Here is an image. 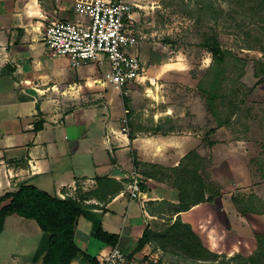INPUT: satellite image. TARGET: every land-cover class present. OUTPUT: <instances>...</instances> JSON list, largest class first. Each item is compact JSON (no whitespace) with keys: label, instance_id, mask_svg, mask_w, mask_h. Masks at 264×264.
<instances>
[{"label":"rangeland","instance_id":"rangeland-1","mask_svg":"<svg viewBox=\"0 0 264 264\" xmlns=\"http://www.w3.org/2000/svg\"><path fill=\"white\" fill-rule=\"evenodd\" d=\"M130 2L137 11L135 52L142 59L144 77L122 89L109 83L115 93L108 113L119 116L129 110L133 133L165 136L168 132L186 138L187 153L180 164L197 170L205 196L213 194L214 201L201 202L206 207L187 215L192 221L181 219L219 257L195 260L174 243L163 249L160 240L145 245L137 255H125L131 264H244V258L258 251L260 238L264 244V23L249 18L256 2ZM214 44L225 50L217 60L210 52ZM92 64L105 81L109 62ZM92 128L101 131L97 119ZM164 164L143 166L176 192L175 202L164 200L153 206L159 218L151 229L157 234L177 218L172 204L181 202L177 184L185 174ZM230 178L231 186L226 180ZM189 202L187 198L185 203ZM210 229H214L211 237ZM31 233L25 239L23 232L8 228L0 238L1 258L8 259L12 251L21 264L33 263L42 236Z\"/></svg>","mask_w":264,"mask_h":264},{"label":"crops","instance_id":"crops-1","mask_svg":"<svg viewBox=\"0 0 264 264\" xmlns=\"http://www.w3.org/2000/svg\"><path fill=\"white\" fill-rule=\"evenodd\" d=\"M74 2L0 0V196L28 183L61 198L84 197L76 244L98 258L110 251L93 235L101 223L120 235L118 246L125 254L133 253L147 225L153 227L159 218L153 206L175 202V189L145 168L164 163L177 167L187 153L186 138L121 133L124 114L108 113L115 88L109 89L93 62L74 68L69 58L50 52L44 41L46 27L52 20L74 18ZM103 109L107 112H98ZM94 119L100 132L92 128ZM135 158L143 165H136ZM134 171L142 177L144 199L129 196ZM226 180L231 186V178ZM205 205L181 217L192 221L187 215ZM8 228L23 232L25 239L31 232L44 236L36 222L16 214L6 218L0 238ZM212 230L207 231L209 237ZM37 250L34 262L26 264H42L46 251ZM7 256H0V264H21L12 251Z\"/></svg>","mask_w":264,"mask_h":264},{"label":"trees","instance_id":"trees-1","mask_svg":"<svg viewBox=\"0 0 264 264\" xmlns=\"http://www.w3.org/2000/svg\"><path fill=\"white\" fill-rule=\"evenodd\" d=\"M254 2H256V7H253L254 12L249 18L253 23H264V0H254ZM210 52L214 60L225 54V50L216 44L210 48ZM163 134L167 135L168 132ZM129 137L130 140L134 138L131 134ZM134 163L139 165L137 158L134 159ZM177 167L179 172L185 173L180 177L181 182L177 184L181 202L176 205L172 204V211L177 215V218L164 232L158 234L147 225L133 253L142 250L145 245L153 243L155 240H160L159 244L163 249L166 248L167 244L174 243L192 259L201 261L217 259L219 255L209 250L191 225L183 222L180 216L181 212L188 211L201 202H213L214 195L205 196L201 187L203 179L198 175L197 170L185 168V165L182 164ZM102 179L99 178L98 180L100 182L106 181ZM142 188L145 189L143 184ZM185 196L190 199L189 203H185L187 200ZM84 211V197L67 196L61 198L38 188L34 184L22 183L17 190L6 192L0 196V234L4 230L6 218L16 214L34 220L44 232L39 250V254L42 250L46 251L42 258V264H72L74 262L78 264H102L97 256L83 251L75 242L78 219ZM93 235L111 248L117 246L120 241L119 234L108 231L101 223L95 228ZM258 245V251L255 254L244 258V264H264L262 238L258 240Z\"/></svg>","mask_w":264,"mask_h":264},{"label":"built area","instance_id":"built-area-1","mask_svg":"<svg viewBox=\"0 0 264 264\" xmlns=\"http://www.w3.org/2000/svg\"><path fill=\"white\" fill-rule=\"evenodd\" d=\"M134 7L130 0H75L74 18L52 20L45 30V44L55 56L69 58L74 68L107 60L110 68L105 82L122 89L144 77L142 59L135 52ZM127 113L121 118L124 134L130 132ZM141 183L142 177L134 171L128 185L131 199H144ZM99 259L102 264H131L118 245Z\"/></svg>","mask_w":264,"mask_h":264}]
</instances>
